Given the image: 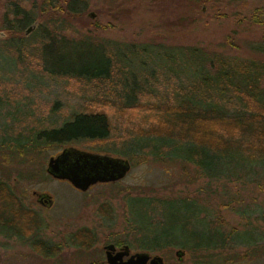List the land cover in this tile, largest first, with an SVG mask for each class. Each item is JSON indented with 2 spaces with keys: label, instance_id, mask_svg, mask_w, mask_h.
<instances>
[{
  "label": "rangeland",
  "instance_id": "obj_1",
  "mask_svg": "<svg viewBox=\"0 0 264 264\" xmlns=\"http://www.w3.org/2000/svg\"><path fill=\"white\" fill-rule=\"evenodd\" d=\"M86 1L85 16L91 19L88 12H95L94 19L98 24L108 28L106 31L95 30L85 21L81 22V30L96 40L121 42L115 47V77L122 85L125 82L138 85L144 76L154 73L155 68L174 73L187 72L190 81L199 80L204 70L191 59L189 52L177 45L199 46L223 52L241 61L248 60V74L244 78L256 80L258 75L255 73L264 75V42H261L260 29L249 26L246 21L237 23L239 19L247 17L252 9L264 4V0H249L244 8H238L236 3L231 2L221 5L219 10L213 9L209 3L205 4L203 12L200 5L190 8L185 0ZM217 13L225 17L216 18ZM236 13H240L239 16ZM226 36L231 37L233 44L225 42ZM153 41L162 42L163 45L154 46ZM251 45H255V49ZM71 46L63 47L60 44L57 47L63 65L87 69L93 65L90 63L92 56L100 54L99 49L92 45ZM13 65L12 61L0 58V179L11 187L26 209L39 216L42 224L35 237L53 245L67 244L59 254L44 257L36 252L31 240L15 234L6 236L0 228V264H105L102 247L108 243V239L134 236L125 223L128 193L164 198L153 201V213L148 217L139 210L142 203L133 202L137 211L130 213L128 218L139 224L140 219L146 221L151 217L155 223L152 230L157 233L173 230L174 234L177 233L174 239L187 238L180 231V225L198 223L202 208L208 211L210 203L215 201L228 203L229 207L221 209L214 216L208 215V219L219 217L224 222L223 231L230 237L235 236L231 233L238 232L236 240L229 241L224 253L234 254L241 259L229 264H264V161L255 164L241 160L235 165V162L231 163L230 166L236 167V171L233 170L236 174L244 175L237 182H219V190H224L225 195L217 197L199 192L198 189L207 186L209 180L191 163L158 158L147 152H132L126 157L130 169L122 179L95 184L87 191L77 190L66 181L53 179L46 173L48 158L58 153L63 145H52L18 155L17 152L22 151V144L27 139H34V132L60 125L68 113L74 110L104 113L110 122L113 137L133 135L134 131L145 129L146 124L142 119L145 111L125 108L128 118H122L117 111L120 109L94 98L100 93L96 94L92 89L93 84L81 86L72 80L47 77L33 79L32 72L37 70L33 69L31 63L28 64V58L16 67ZM94 65L97 70L103 67L102 63ZM263 81L255 87L260 97L264 96ZM176 86L175 80L171 81L170 86H165L160 79L153 94L144 98L157 100L165 95L171 96V90ZM52 109L53 114H50ZM97 145H100L99 142L88 141L70 146L107 153L96 149ZM115 145L120 149L121 145ZM178 148L185 151L181 145ZM116 153L108 154L119 156ZM36 193H48L53 204H40ZM104 203L112 209L111 219L100 210ZM208 219L200 223V240L210 233ZM81 227L89 228L96 234L97 241L90 250L69 243L70 235ZM244 240L253 241L252 246L257 247L252 248L263 252L253 253L251 245L247 246ZM174 248L162 247L148 251L151 255H161L166 264H193L201 258H197L193 252H186L178 263ZM136 251L141 249L131 248V252ZM206 253L202 252L203 255ZM212 262L224 264L219 259Z\"/></svg>",
  "mask_w": 264,
  "mask_h": 264
},
{
  "label": "trees",
  "instance_id": "obj_2",
  "mask_svg": "<svg viewBox=\"0 0 264 264\" xmlns=\"http://www.w3.org/2000/svg\"><path fill=\"white\" fill-rule=\"evenodd\" d=\"M248 1L185 0V3L190 8L191 6L197 8L200 5L203 12L205 4L209 3L213 9L219 10L221 5L231 2L236 3L238 8H244ZM86 6V0H0V30L5 34L0 37V58L12 61L13 67L28 58V64L31 63L34 67L32 68L37 70L32 72L33 79L47 77L72 80L81 86L93 84L92 89L96 94L100 93V96L94 98L120 109L117 111L122 118H128L125 108L144 110L142 119L146 127L144 130L134 131L133 135L113 137L110 122L104 113L74 110L68 113L60 125L44 127L43 130L34 132V139H27L21 146L22 151L17 152L18 155L52 145L68 146L88 141L99 142L100 145H97L96 149L107 153L117 152V155L125 158L132 152H147L158 158L178 159L191 163L209 180L207 186L198 189L199 192L217 197L225 195L224 190L222 192L219 190L221 187L219 182H237L244 175L236 174V167L230 166L231 163L235 162V165L240 160L252 164L264 161V96H257L255 89L258 87L257 84L264 80V75L255 73L258 75L256 80L244 78L248 74V60L241 61L228 57L223 52L199 46L177 45L189 52L191 59L199 63L204 70L199 80L190 81L187 72L174 73L155 68V72L144 76L143 82L141 80L138 85L134 83L129 85L128 82L122 85L115 77L117 59L115 47L121 42L114 40L104 42L83 33L81 22L85 21H88L87 24L95 30L106 31L108 28L99 25L96 19H88L85 16ZM236 14L239 16L240 13ZM215 17L220 19L225 15L217 13ZM245 21L249 26L260 29L263 44L264 4L252 9L247 17L244 16L237 23ZM31 24H35V28L29 34H25L26 27ZM230 40L231 37L226 36L225 42L227 41L229 45L233 44ZM152 43L154 46L163 45L159 41ZM60 44L70 48L76 44L92 45L99 49L100 54L92 56L90 60L92 66L79 69L62 64L63 58L57 52ZM97 63L103 64L101 70L95 69L94 64ZM159 78L165 86H170L173 80L177 82V86L171 90V96L165 95L157 100H151L152 97L149 96L144 98L153 94ZM53 111L50 110V114H53ZM115 144L121 145L120 149H117ZM178 145L183 146L185 151L178 148ZM126 197L125 223L134 236L127 235L123 239L110 238L107 241H113L116 245L125 243L130 248L147 252L162 247H175L176 250L181 249L184 254L193 252L197 254V258L207 256L206 259L195 260L193 264L201 262L212 264V261L217 259L220 263L229 264L241 259L234 254L224 253L229 241L236 240L238 232L231 233L235 236L230 237V234L223 231L224 222H221L219 217L208 219V215L214 216L221 209L229 207L228 203L224 204L221 201L210 203L208 211L201 209L202 216L199 217L198 223L190 225L187 222L180 225V231L187 235L189 240L174 239L177 233L174 234L173 230L155 232L152 230L155 223L151 217L146 221L140 219L139 224L129 220L128 215L137 211L133 207V202L142 203L139 210L148 217L153 213V201L164 198L130 193ZM100 207L101 212L111 219L110 205L104 203ZM206 218L210 223V233L200 240V223ZM41 224L37 213L26 209L11 187L0 179L1 231L6 236L15 234L31 240L36 252L44 257L59 254L67 243L53 245L35 237ZM69 238V243L83 250H90L97 241L95 232L86 227L75 230ZM144 239L146 240L143 241ZM244 242L247 246L251 245L253 253L263 252L252 248L257 247L252 246L253 241ZM203 251L207 252L206 255L202 254ZM184 254L180 258L175 255L178 263L182 261Z\"/></svg>",
  "mask_w": 264,
  "mask_h": 264
},
{
  "label": "water",
  "instance_id": "obj_3",
  "mask_svg": "<svg viewBox=\"0 0 264 264\" xmlns=\"http://www.w3.org/2000/svg\"><path fill=\"white\" fill-rule=\"evenodd\" d=\"M88 15L92 19L96 17L93 11H89ZM34 28L35 24L27 26L25 34H29ZM4 35V32L0 31V37ZM129 169L130 162L126 158L75 147H66L57 156H50L46 165V172L49 175L56 179L66 180L80 191H86L97 183L118 181L125 176ZM42 198L45 201H42ZM37 201L46 206L52 204L51 196L48 193H41ZM102 248L106 264H166L159 254L151 255L142 250L130 253L131 248L128 244H123L116 252L113 243L105 244ZM183 254L181 249L175 251V255L179 258Z\"/></svg>",
  "mask_w": 264,
  "mask_h": 264
},
{
  "label": "flooded vegetation",
  "instance_id": "obj_4",
  "mask_svg": "<svg viewBox=\"0 0 264 264\" xmlns=\"http://www.w3.org/2000/svg\"><path fill=\"white\" fill-rule=\"evenodd\" d=\"M66 147H73V146H70V145H68V146H64V147H62L61 148V150L58 152V153H56L55 155H52V156H57L59 153H61V151L64 149V148H66ZM102 167H105V165H102ZM49 175V174H48ZM51 178H53L51 175H49ZM53 179H56V178H53ZM56 180H60V179H56ZM62 181H66V180H62ZM67 182V181H66ZM68 184H70L69 182H67ZM109 183V182H108ZM98 184V183H97ZM71 185V184H70ZM72 186V185H71ZM93 186V185H92ZM92 186H90L87 190H89ZM73 187V186H72ZM74 188V187H73ZM76 189V188H75ZM78 190V189H77ZM86 190V191H87ZM41 194V193H40ZM40 194H37L36 193V195H37V199L39 198V195ZM45 198V197H44ZM44 198H42V201H45V199ZM51 200H52V204H53V199L51 198ZM51 204V205H52ZM50 205V206H51ZM108 243H113L114 245H115V247H116V250H115V252L116 251H118V249L120 248V246H122L123 244H125V243H123V244H121V245H116L113 241H108ZM108 243H106V244H108ZM104 251V250H103ZM130 253H132V252H130ZM125 259V258H124Z\"/></svg>",
  "mask_w": 264,
  "mask_h": 264
}]
</instances>
